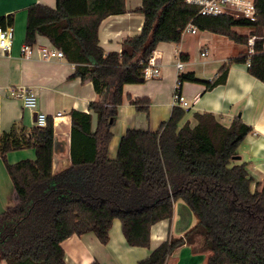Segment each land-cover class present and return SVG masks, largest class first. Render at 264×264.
Instances as JSON below:
<instances>
[{
	"label": "trees",
	"instance_id": "16d2710c",
	"mask_svg": "<svg viewBox=\"0 0 264 264\" xmlns=\"http://www.w3.org/2000/svg\"><path fill=\"white\" fill-rule=\"evenodd\" d=\"M256 8L257 20L251 22L203 17L185 0H142L141 34L124 41L120 53L106 54L100 27L106 19L127 13L126 0H57L55 8L29 7L24 45L46 38L75 65L73 78L93 83L99 99L88 113L70 112L72 166L61 173H53L51 118L45 128L28 133L14 126L2 134L3 158L33 148L36 159L6 166L16 201L0 215V262L66 264L62 244L67 239L93 234L106 245L115 220L122 223L129 246L149 248L152 227L171 220L175 203L182 200L197 219L195 227L183 238L168 239L139 264H166L185 244L211 253L206 264H264V186L255 183L239 155L253 131L241 119L225 127L214 114H195V126L180 127L186 112L175 107L155 132L128 130L116 159L110 158L124 87L145 84L153 52L162 43L180 44L190 24L237 45L246 46L256 37L255 54L228 61L212 82L194 73L179 74L180 90L194 83L211 91L227 82L232 64H247L248 59L249 73L264 83V0H256ZM13 24L14 16L0 18L1 27ZM240 29L251 33L240 35ZM180 59L187 62L189 56ZM131 103L139 112L149 110V100Z\"/></svg>",
	"mask_w": 264,
	"mask_h": 264
},
{
	"label": "crops",
	"instance_id": "0c3cea01",
	"mask_svg": "<svg viewBox=\"0 0 264 264\" xmlns=\"http://www.w3.org/2000/svg\"><path fill=\"white\" fill-rule=\"evenodd\" d=\"M56 4L57 0H0V18L14 16L15 32L12 54L6 56L0 53V139L4 132H9L14 126L25 127L28 133L35 128V114L25 110L19 100L10 97L12 89L25 87L34 90L39 101L38 111L54 122V174L72 166L70 112L77 110L88 113L90 104L99 99L92 82L73 78L75 65L67 59L43 62L37 58L32 61L21 58L27 9L33 5L55 8ZM141 6L142 0H126V14L112 16L102 23L99 39L106 54L120 53L124 41L141 34L145 20L144 15L138 12ZM189 36L194 37V42H187V35H184L180 44L162 43L158 46L156 51L161 54L159 77L146 80L142 85L124 87V102L112 130L111 159H116L121 138L128 130L155 132L163 122L169 120L173 109L178 107L174 104V96L179 74L194 73L197 79L212 82L222 66L241 55L236 52L229 54V40L224 37L202 32ZM40 44L50 46L46 38H41ZM204 51L206 57L201 56ZM181 55H188L189 60L182 61L185 65L179 73L176 63ZM180 92L191 105V110L185 111L180 127L186 123L195 126V114L211 113L225 127H230L239 118L252 128V133L239 148V155L255 183L264 186V83L249 73L246 64L234 63L230 66L224 85L206 91L204 84L185 83ZM142 99L150 102L147 113L137 111L131 103ZM59 113L62 114L60 117ZM96 124L94 116V129ZM35 159L36 151L33 148L10 152L5 158L0 153V215L16 201L7 164L15 165L23 160ZM196 224L197 219L189 206L179 200L174 205L173 218L152 227L149 248L129 246L119 220L114 221L106 245L95 235L87 234L67 239L62 248L66 264H139L168 239L183 238ZM210 254L197 252L193 246L185 244L173 252L166 264H206Z\"/></svg>",
	"mask_w": 264,
	"mask_h": 264
},
{
	"label": "built area",
	"instance_id": "2783aa9c",
	"mask_svg": "<svg viewBox=\"0 0 264 264\" xmlns=\"http://www.w3.org/2000/svg\"><path fill=\"white\" fill-rule=\"evenodd\" d=\"M185 3L189 6L198 8V14L203 17H234L243 18L251 22H256L257 20L256 0H185ZM197 33V28L190 24L184 29L183 36L186 34L195 36ZM14 39L15 32L13 26H0V53L10 56L13 51ZM255 41L256 37H252L248 40V58L255 54ZM160 55V52L154 51L148 60L145 69L146 80H151L160 76L161 66L158 62ZM201 56L206 57L207 53L205 51L201 52ZM21 58L25 61H32L37 58L43 62H60L66 59V56L63 51L55 47L37 44L34 46L24 45L21 49ZM140 64H143V62ZM250 64L251 60L248 59L246 64L248 68ZM184 65L182 60L178 58L176 69L179 73L183 70ZM10 97L19 100L25 110L37 115L35 127L45 128L47 126L49 118L46 114L38 111L39 101L34 90L25 87L12 89L10 91ZM174 104L185 111L191 110L190 103L181 95L179 82L175 91ZM61 115L62 114L59 113L58 117Z\"/></svg>",
	"mask_w": 264,
	"mask_h": 264
},
{
	"label": "rangeland",
	"instance_id": "374dc122",
	"mask_svg": "<svg viewBox=\"0 0 264 264\" xmlns=\"http://www.w3.org/2000/svg\"><path fill=\"white\" fill-rule=\"evenodd\" d=\"M237 32L240 34V35H243V36H249L250 35V33H251V31L250 30H248V29H240V30H237ZM187 35V38H186V41L187 42H194V37H192V36H189V34H186ZM185 35V36H186ZM210 37H212V36H210ZM215 38V37H214ZM251 38V37H250ZM227 40V39H226ZM228 41V40H227ZM227 43H229L228 45H229V49H230V53L229 54H235V52L237 53V54H244V55H248V52H249V47H248V44L246 45V46H243V45H237V44H235V43H231V42H227ZM211 44V43H210ZM228 48L227 49H225V50H228Z\"/></svg>",
	"mask_w": 264,
	"mask_h": 264
},
{
	"label": "water",
	"instance_id": "95a60500",
	"mask_svg": "<svg viewBox=\"0 0 264 264\" xmlns=\"http://www.w3.org/2000/svg\"><path fill=\"white\" fill-rule=\"evenodd\" d=\"M36 117H37V115L35 114V115H34V121H36Z\"/></svg>",
	"mask_w": 264,
	"mask_h": 264
}]
</instances>
